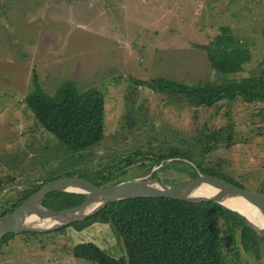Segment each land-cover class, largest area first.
I'll return each mask as SVG.
<instances>
[{"label": "rangeland", "instance_id": "obj_1", "mask_svg": "<svg viewBox=\"0 0 264 264\" xmlns=\"http://www.w3.org/2000/svg\"><path fill=\"white\" fill-rule=\"evenodd\" d=\"M224 26L232 29L233 51L244 68L234 78L260 75L264 0H0V177L5 182L0 214L43 183L69 176L88 180L92 171L137 150L200 145L203 132L209 135L208 152L198 150L203 166L258 192L264 184V103L237 99L197 108L137 84L159 78L184 84L217 80L207 53L196 45H208ZM34 72L49 95L69 81L80 92L101 91L105 139L76 154L47 132L24 104L35 89ZM171 163L149 170L139 162L124 180L156 171L164 183L193 177L188 168ZM223 237L224 251L230 255L232 248L231 256L239 255L232 264H264V243L258 259L238 240L227 245L229 238ZM89 243L104 250V259L79 249ZM124 256L113 224L17 234L0 243V264H119Z\"/></svg>", "mask_w": 264, "mask_h": 264}, {"label": "trees", "instance_id": "obj_2", "mask_svg": "<svg viewBox=\"0 0 264 264\" xmlns=\"http://www.w3.org/2000/svg\"><path fill=\"white\" fill-rule=\"evenodd\" d=\"M235 45L236 38L229 26L221 27L220 33L208 45H196L207 53L217 75V80L213 82L184 84L159 78L137 84L173 98L182 97L197 108L211 109L221 102L237 99L246 104L264 103V71L260 75L234 78L244 71L233 51ZM33 87L34 91L25 98L24 104L35 120L67 148L76 154L83 153L105 139V96L101 91L91 89L80 92L77 84L69 81L62 84L54 95H49L42 89L36 72ZM198 137L200 145L172 146L158 152L137 150L127 156L115 157L107 167L92 171L88 180L106 188L125 181L127 170L139 162H143L149 170L161 165L164 166L161 170H164L175 161L192 172L191 179L200 174L212 175L246 189L233 178L203 166L199 158L203 152H208L205 148H208L209 135L203 132ZM198 150L206 151L198 153ZM152 178L159 180L157 171ZM46 184L25 191L0 217L15 211ZM4 185L0 177V192ZM258 192L264 194V184ZM85 201L86 197L81 194L53 192L48 194L44 206L63 211L78 207ZM96 223L113 224L116 228L125 250L119 264H232V258L239 255L235 253L231 256L232 248L227 250L230 255L224 251L223 236L229 238L227 245L238 240L242 250L254 253L258 259L261 258L264 243V237L243 217L215 202L194 204L166 198L132 199L111 203L93 217L66 228L83 231ZM66 228L59 231L63 232ZM16 235L9 234L0 243L7 244ZM79 249L97 259L105 257L104 250L93 243L82 245Z\"/></svg>", "mask_w": 264, "mask_h": 264}, {"label": "water", "instance_id": "obj_3", "mask_svg": "<svg viewBox=\"0 0 264 264\" xmlns=\"http://www.w3.org/2000/svg\"><path fill=\"white\" fill-rule=\"evenodd\" d=\"M152 175L106 188L78 177L56 179L31 195L15 211L0 217V241L9 234L54 232L93 217L111 203L141 198H166L194 204L215 202L238 213L264 233L261 223V217L264 219L263 193L243 189L212 175L200 174L176 184L163 183L153 179ZM53 192L81 194L86 201L78 207L54 211L44 206L48 194ZM45 222L50 226L41 227Z\"/></svg>", "mask_w": 264, "mask_h": 264}, {"label": "bare ground", "instance_id": "obj_4", "mask_svg": "<svg viewBox=\"0 0 264 264\" xmlns=\"http://www.w3.org/2000/svg\"><path fill=\"white\" fill-rule=\"evenodd\" d=\"M250 212L253 213L254 210L251 208V209H250ZM51 223H52V222H51ZM261 223L264 224V219H263V217H261ZM47 226H50V223L45 222V223H43V224L41 225V227H47Z\"/></svg>", "mask_w": 264, "mask_h": 264}]
</instances>
